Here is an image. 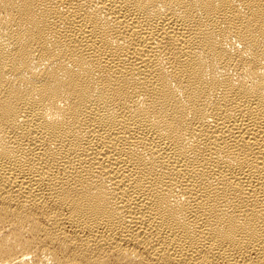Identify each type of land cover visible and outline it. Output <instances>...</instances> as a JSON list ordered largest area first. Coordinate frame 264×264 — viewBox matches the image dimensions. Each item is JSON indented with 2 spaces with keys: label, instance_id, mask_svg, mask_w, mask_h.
Returning <instances> with one entry per match:
<instances>
[{
  "label": "bare ground",
  "instance_id": "bare-ground-1",
  "mask_svg": "<svg viewBox=\"0 0 264 264\" xmlns=\"http://www.w3.org/2000/svg\"><path fill=\"white\" fill-rule=\"evenodd\" d=\"M0 264H264V0H0Z\"/></svg>",
  "mask_w": 264,
  "mask_h": 264
}]
</instances>
